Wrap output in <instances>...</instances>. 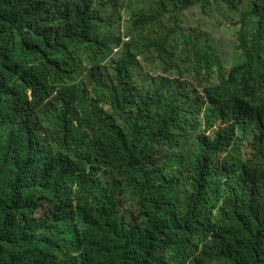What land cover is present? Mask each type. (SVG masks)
I'll return each instance as SVG.
<instances>
[{
  "label": "trees",
  "instance_id": "trees-1",
  "mask_svg": "<svg viewBox=\"0 0 264 264\" xmlns=\"http://www.w3.org/2000/svg\"><path fill=\"white\" fill-rule=\"evenodd\" d=\"M117 1L0 0V264H264V0L240 14V62L182 32L191 82L153 86L137 56L169 71L174 35L139 34L208 0H147L108 70Z\"/></svg>",
  "mask_w": 264,
  "mask_h": 264
},
{
  "label": "rangeland",
  "instance_id": "rangeland-1",
  "mask_svg": "<svg viewBox=\"0 0 264 264\" xmlns=\"http://www.w3.org/2000/svg\"><path fill=\"white\" fill-rule=\"evenodd\" d=\"M122 5H124L125 12L127 11V13L122 14L124 19L119 25L117 15L118 12L120 13ZM250 5L251 0H208L205 11L202 9L201 3H197L183 10L177 21H171V15L167 12L160 19L162 24L156 20L148 23L139 35L150 41L156 36H161L162 32L171 28V36L174 35L172 43L175 45L171 48L169 47V50L173 52L170 59L171 68L169 71L166 69V63L162 60V57L159 56L158 50L153 47L147 48L149 45L146 46L148 51L145 53L144 57L140 56L139 60L141 80L145 78L146 72L154 66L156 69L160 70L162 74L159 71L155 77L150 76V78L154 80H146V83L151 86L155 84L173 85L172 81L175 78L179 80L188 79V81L191 82V63L182 60L184 58L181 52V47L183 45L182 32L186 35L196 36L201 42L210 43L216 49L225 71H228L233 64L242 60L241 52L236 48V35L239 28L238 21L240 20L241 12L249 8ZM138 9L148 12L151 9H157V7H152V4L147 0H118L116 7L117 13L114 15V23L110 28L102 30V34L109 39L116 37L117 34L120 36L122 31H125L128 26L125 21L126 16L130 17V14ZM119 30H121L120 33ZM139 35H137V37ZM129 36L130 42L133 38L131 34H129ZM141 42H143V40H141ZM118 55L114 56L113 59H116ZM102 65L108 70L111 67V64H106V62H102ZM81 70L82 69H80V78L84 76ZM161 77H163V79H160ZM164 77H166V80ZM104 108L107 109L106 106H104ZM39 116L44 119V121L48 122L40 113ZM122 198L126 206L133 205L135 202L130 197V194H126V196L122 194Z\"/></svg>",
  "mask_w": 264,
  "mask_h": 264
},
{
  "label": "clouds",
  "instance_id": "clouds-1",
  "mask_svg": "<svg viewBox=\"0 0 264 264\" xmlns=\"http://www.w3.org/2000/svg\"><path fill=\"white\" fill-rule=\"evenodd\" d=\"M122 6H123V5H122ZM123 13H126V12H125V9L122 7V9L120 10L121 17H122V14H123ZM123 19H124V18L122 17V19H121L120 22H122ZM128 20H129V17L126 16V18H125L126 24H128V22H127ZM119 25H120V23H119ZM120 32H121V30H119V33H120ZM129 38H130L129 34L126 33V31H122V34H121L120 36H118V41H117L114 45H112L111 52L107 55V57L104 59L103 62H106V64H108V63L110 62V60H111L112 58H114V56L120 54L122 48L125 46V44H126L127 42H129ZM137 59H138V62H139V60H140V56H137ZM75 63L77 64L78 72H79V74H78V76H77L78 79H81L80 76H79V75H80V69H82V70H81V73L84 74V76H83L82 78H84L87 69L90 67V64L87 62V60L84 58V56L80 57L79 61H77V62H75ZM139 65H140V62H139ZM152 67H153V68H152V69H149V70L147 71V73H148V75H150L151 77H155V75H156L160 70L156 69L154 66H152ZM160 73L162 74L161 71H160ZM158 76H161V75H158ZM156 77H157V76H156ZM56 95H57V91H56L55 89H53V91L51 92V94H50V95L44 100V102L50 105L49 101L53 100V99L56 97ZM50 107H51V106H50ZM51 109L53 110L52 107H51ZM39 113H40L41 115H43L45 118H46V115H44L42 112H38V114H37V119H38L37 121L40 122L41 125H42V130H40V132H41V136L44 137V138H46V139H48L49 142H50L51 144H53V143L55 142V139H56V134H52L51 136L49 135V130L52 131V127L50 126V122H49V121H48V122L44 121V119H42V118L39 116ZM104 179H106V177H104ZM50 201H51L52 203H55V204H56V202H55L54 200H50ZM50 208H51V205L49 204V206L46 208L45 213H46ZM39 210H40V212L42 211V209H39Z\"/></svg>",
  "mask_w": 264,
  "mask_h": 264
}]
</instances>
